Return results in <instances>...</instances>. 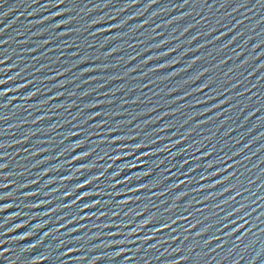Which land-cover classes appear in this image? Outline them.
Returning a JSON list of instances; mask_svg holds the SVG:
<instances>
[{"label": "water", "instance_id": "1", "mask_svg": "<svg viewBox=\"0 0 264 264\" xmlns=\"http://www.w3.org/2000/svg\"><path fill=\"white\" fill-rule=\"evenodd\" d=\"M0 264H264V0H0Z\"/></svg>", "mask_w": 264, "mask_h": 264}]
</instances>
